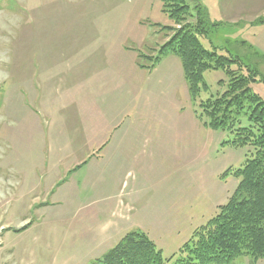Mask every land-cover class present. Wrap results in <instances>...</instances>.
<instances>
[{"label": "rangeland", "instance_id": "1", "mask_svg": "<svg viewBox=\"0 0 264 264\" xmlns=\"http://www.w3.org/2000/svg\"><path fill=\"white\" fill-rule=\"evenodd\" d=\"M183 2L0 0V264H96L137 231L175 260L233 196L252 125L208 113L245 67L264 101V0ZM187 26L232 62L196 94L164 51Z\"/></svg>", "mask_w": 264, "mask_h": 264}, {"label": "trees", "instance_id": "2", "mask_svg": "<svg viewBox=\"0 0 264 264\" xmlns=\"http://www.w3.org/2000/svg\"><path fill=\"white\" fill-rule=\"evenodd\" d=\"M162 1L166 8L173 7L174 12L168 16L176 20L183 8L175 5L184 3L183 0ZM189 27L178 30L165 44L164 51L180 58L185 78L194 93V87L203 80V73L219 69L229 72L232 62L204 49L198 34ZM245 70L247 75L234 76L228 92L212 102L207 112L217 126L227 127L233 114L242 113L252 125L237 130L235 144L254 147L256 153L239 169L240 183L230 200L219 207L214 218L194 232L175 260L165 259L148 236L137 231L125 235L96 264H233L243 256L253 262L264 259V101L252 92L248 84L251 71L248 67ZM252 73L254 81L259 75L256 71Z\"/></svg>", "mask_w": 264, "mask_h": 264}, {"label": "crops", "instance_id": "3", "mask_svg": "<svg viewBox=\"0 0 264 264\" xmlns=\"http://www.w3.org/2000/svg\"><path fill=\"white\" fill-rule=\"evenodd\" d=\"M258 26H260V25H258ZM261 26L264 28V23L263 24H261ZM250 46L252 47V45L250 44ZM253 48V47H252ZM264 57V56H263ZM97 69V68H96ZM98 70V69H97ZM68 89H71L70 87L68 88ZM89 95V96H94V94L92 93V92H90V91H85L84 92V95ZM78 104V108H80V105H79V102L77 103ZM102 143V139H98L97 141H95V142H93V144L94 145H99V144H101ZM106 144V143H105Z\"/></svg>", "mask_w": 264, "mask_h": 264}]
</instances>
